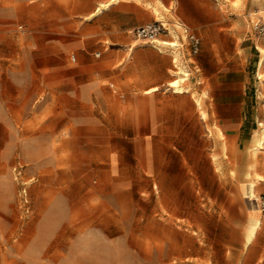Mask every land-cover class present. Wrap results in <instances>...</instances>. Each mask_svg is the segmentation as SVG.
I'll return each instance as SVG.
<instances>
[{"label":"rangeland","instance_id":"rangeland-1","mask_svg":"<svg viewBox=\"0 0 264 264\" xmlns=\"http://www.w3.org/2000/svg\"><path fill=\"white\" fill-rule=\"evenodd\" d=\"M133 1L162 10L139 6L143 22L167 10ZM263 1H202L231 15L233 42L230 61L207 65L201 88L226 80L245 91L249 120L244 140L213 155L218 175L207 176L198 174L206 160L145 159V129L113 120L130 99L120 47L147 42L120 30L111 11L95 14L112 0H0V264H264L260 207L246 243L252 184L264 194V142L254 147L255 135L264 141V36L255 28ZM18 161L29 203H19ZM152 164L166 174L150 175Z\"/></svg>","mask_w":264,"mask_h":264},{"label":"crops","instance_id":"crops-1","mask_svg":"<svg viewBox=\"0 0 264 264\" xmlns=\"http://www.w3.org/2000/svg\"><path fill=\"white\" fill-rule=\"evenodd\" d=\"M161 1L160 6L167 10L162 17L155 19L164 20L170 27L171 34H161L157 44L139 41L122 43L120 49L125 53L126 63L121 73L127 81L124 89L129 91L130 99L124 109L127 115L121 116V106L117 105L112 111L117 114L113 120L122 126L145 129L141 135L146 145L145 159L163 160L166 153H175V156L169 158L181 161L206 160V170L198 174L216 176L218 173L213 155L220 156L223 151L225 154L231 142L244 140L249 130L245 101L241 98L245 91L233 92L230 85L225 86L228 83L226 80L222 81L224 86L218 90L201 88L202 76H210L207 65L215 67L230 61L232 17L221 8L206 7V3L202 1L207 0ZM178 1L183 2L179 4ZM110 5L101 8L100 5L97 6L95 14L98 16L107 10L111 11L112 22L125 32L131 27L146 23L139 18V6L148 10L150 15L162 11L157 5L152 10L133 0L124 3L117 0ZM155 7L159 11H155ZM178 21L201 37L199 53L193 54L188 42L182 40L183 28ZM108 48L106 41L102 44V49ZM94 54L100 56L102 50H97ZM177 63L185 70L179 73L187 77L184 83L187 91H174L169 84L178 75ZM113 90L120 95L125 94L118 88ZM191 90L197 92L201 103L193 97ZM202 110L206 111V116H203ZM193 128L197 130L192 131ZM23 168L22 162L18 161L12 166V173L14 179L21 183L19 203H29L30 183L26 180ZM162 169V166L152 164L149 168L150 175L166 174Z\"/></svg>","mask_w":264,"mask_h":264},{"label":"built area","instance_id":"built-area-1","mask_svg":"<svg viewBox=\"0 0 264 264\" xmlns=\"http://www.w3.org/2000/svg\"><path fill=\"white\" fill-rule=\"evenodd\" d=\"M179 26L183 28L182 40H186L190 46L191 52L197 54L201 48V37L192 32L188 26L178 21ZM256 30L264 36V15L255 23ZM130 33L135 39L144 40L147 43L157 44L160 41L161 34H171V29L164 20L155 19L130 29ZM75 53L72 54V60H76ZM259 207L264 215V194L259 197Z\"/></svg>","mask_w":264,"mask_h":264},{"label":"bare ground","instance_id":"bare-ground-1","mask_svg":"<svg viewBox=\"0 0 264 264\" xmlns=\"http://www.w3.org/2000/svg\"><path fill=\"white\" fill-rule=\"evenodd\" d=\"M115 1V0H114ZM161 0H159L160 2ZM113 2V1H112ZM163 2V1H161ZM164 4V3H163ZM101 6H107V3H102L100 4ZM162 5V3H161ZM101 6L99 8H101ZM155 11H159L158 7H155ZM157 13V12H156ZM261 13V12H260ZM173 43H175V41H172ZM177 60V59H176ZM179 61V60H178ZM262 64V62H261ZM176 65V64H175ZM261 66V65H260ZM177 67H178V75L176 77H174L170 82V86L173 88L174 91L177 92H182L185 91V76L183 74H180L179 72H183L185 71L184 68L182 67L181 64L177 63ZM263 67V66H262ZM261 71V70H260ZM260 75H264V73L261 71ZM264 79V78H263ZM187 91V90H186ZM198 103H200L199 98H198ZM199 106V105H198ZM203 116H206L207 113L205 110H202ZM264 141L261 140L260 136L255 135L254 136V147L257 150V148L263 143ZM261 147V146H260ZM258 151V150H257ZM256 151V152H257ZM255 152V151H254ZM257 154V153H256ZM257 180V179H256ZM255 181V180H254ZM248 198H249V203H250V212H251V218L253 220V224H252V228L251 230L248 232L247 234V240L246 243H250L254 237L256 236V233L258 231V229L260 228L261 224H262V219L261 216L259 215V204H258V200L259 197L257 196V193L255 191V183L252 184L251 186V193L248 194Z\"/></svg>","mask_w":264,"mask_h":264}]
</instances>
